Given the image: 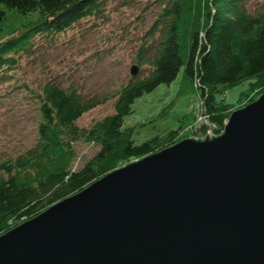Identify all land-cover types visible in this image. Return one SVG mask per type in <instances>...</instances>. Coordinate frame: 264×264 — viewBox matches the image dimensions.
Here are the masks:
<instances>
[{
	"label": "trees",
	"instance_id": "obj_1",
	"mask_svg": "<svg viewBox=\"0 0 264 264\" xmlns=\"http://www.w3.org/2000/svg\"><path fill=\"white\" fill-rule=\"evenodd\" d=\"M108 1L0 0V83L12 80L26 60L47 42L91 18H103ZM139 2V0H128ZM156 6L155 21L134 53L138 75L109 95H89L78 83L49 79L37 89L25 86L37 106V137L32 146L0 163V237L73 197L132 160L173 147L179 131L136 144L125 120L133 105L183 73L180 96L199 91L206 124L219 136L232 112L226 91L255 79L254 99L264 94V0H147ZM117 98L115 114L92 128L77 122L86 113ZM248 104V105H249ZM99 152L74 169L76 144Z\"/></svg>",
	"mask_w": 264,
	"mask_h": 264
},
{
	"label": "water",
	"instance_id": "obj_2",
	"mask_svg": "<svg viewBox=\"0 0 264 264\" xmlns=\"http://www.w3.org/2000/svg\"><path fill=\"white\" fill-rule=\"evenodd\" d=\"M0 264H264V94L0 237Z\"/></svg>",
	"mask_w": 264,
	"mask_h": 264
},
{
	"label": "rangeland",
	"instance_id": "obj_3",
	"mask_svg": "<svg viewBox=\"0 0 264 264\" xmlns=\"http://www.w3.org/2000/svg\"><path fill=\"white\" fill-rule=\"evenodd\" d=\"M260 0H256L255 4ZM156 6L147 0L108 1L103 18H91L75 28L47 42L37 43L44 48L37 56L26 60L14 75L20 79L0 83V163L14 158L32 146L37 137L39 113L33 94L25 86L35 88L48 81L70 84L78 83L89 95L115 93L132 78L134 53L141 39L155 21ZM183 73L171 85H161L153 93L145 94L133 105V113L125 120V128L132 129L136 144H142L155 137L179 131V140L200 137L203 120L201 93L180 96ZM249 80L232 88L221 89L225 103L232 112L248 106L256 97ZM258 99V98H257ZM117 98L83 115L77 125L90 129L104 118L115 114ZM214 135V128L211 129ZM209 131V130H207ZM78 153L74 167L82 168L98 152L95 145L76 144ZM137 161L132 160L122 167Z\"/></svg>",
	"mask_w": 264,
	"mask_h": 264
},
{
	"label": "built area",
	"instance_id": "obj_4",
	"mask_svg": "<svg viewBox=\"0 0 264 264\" xmlns=\"http://www.w3.org/2000/svg\"><path fill=\"white\" fill-rule=\"evenodd\" d=\"M203 120L206 122V118L205 117H203ZM208 133L211 134L212 136H216V135H213L212 131H208ZM208 133H207V135H201V137L206 138L208 136Z\"/></svg>",
	"mask_w": 264,
	"mask_h": 264
}]
</instances>
